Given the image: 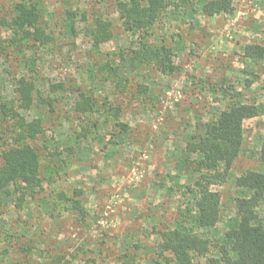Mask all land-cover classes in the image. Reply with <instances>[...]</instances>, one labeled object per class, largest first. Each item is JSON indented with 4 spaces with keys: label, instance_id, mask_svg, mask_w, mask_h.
Segmentation results:
<instances>
[{
    "label": "rangeland",
    "instance_id": "1",
    "mask_svg": "<svg viewBox=\"0 0 264 264\" xmlns=\"http://www.w3.org/2000/svg\"><path fill=\"white\" fill-rule=\"evenodd\" d=\"M18 1L0 0V110L8 112L0 149L25 134L23 143L39 157L42 186L30 193L10 185L2 194L0 264H166L172 257L163 234L177 225L209 241L194 264H217L228 247L224 234L240 216L235 199L249 196L234 178L264 172L258 160L264 114L243 123L228 180L212 187L220 213L211 227L196 221L199 156L191 146L231 103L264 111V60L242 55L246 45L264 46V0H233L231 16L206 15L203 0H192L138 34L122 26L119 6L127 0H35L50 38L44 45L10 28ZM97 20L111 32L99 44ZM139 35L150 46L172 49L174 73L130 59ZM22 83L33 86L24 108ZM87 102L94 110L82 113ZM28 125L41 131L28 138ZM74 190L83 192V220L63 200ZM257 212L264 225V200Z\"/></svg>",
    "mask_w": 264,
    "mask_h": 264
},
{
    "label": "trees",
    "instance_id": "2",
    "mask_svg": "<svg viewBox=\"0 0 264 264\" xmlns=\"http://www.w3.org/2000/svg\"><path fill=\"white\" fill-rule=\"evenodd\" d=\"M192 0H127L120 3L119 15L125 32L138 34L152 27L169 8L179 9ZM202 12L206 15L222 14L231 16L234 12L233 0H203ZM40 2L20 0L14 4L9 26L19 33L20 39L40 45L50 38L40 27L42 17ZM67 17L72 13L66 12ZM93 33L94 41L99 44L111 37L110 25L97 20ZM130 59L140 64L152 65L163 75L175 71L173 52L165 45L150 46L142 35L138 36V47L133 50ZM243 57L250 61L264 60V46L246 45ZM61 90V85L55 86ZM32 84L22 83L17 92L20 96V108L32 102ZM94 105L86 103L82 113L92 112ZM264 111L255 103H231L221 110L215 119L204 125L203 135L191 147V152L198 154L195 171L198 177L193 182L194 202L197 224L201 227L213 226L220 213V195L212 190L213 186L228 180L229 172L242 149V125ZM8 112L2 107L0 123ZM121 131L123 124L117 123ZM28 138L34 137L41 130L38 126H27ZM16 145L0 149V201L10 185H21L25 191L33 193L41 188L39 177V157L35 149L23 143L25 134L18 133ZM24 136V137H23ZM258 160L264 164V136L258 151ZM235 187L248 191V197L236 198L235 206L240 216L234 226L224 234L228 247L219 251L217 264H264V225L258 218L257 209L264 200V172L247 171L233 180ZM83 192L74 190L69 197H63L69 210L81 220L87 217V210L82 200ZM5 197V195H4ZM163 241L171 254V261L166 264H194L193 257H205L210 245L207 239L193 234L181 225L163 234ZM154 264H159L154 262Z\"/></svg>",
    "mask_w": 264,
    "mask_h": 264
}]
</instances>
